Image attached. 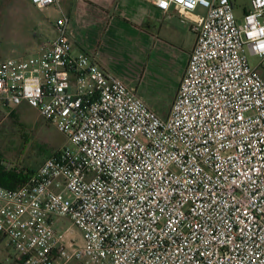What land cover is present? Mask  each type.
<instances>
[{
  "label": "built area",
  "instance_id": "1",
  "mask_svg": "<svg viewBox=\"0 0 264 264\" xmlns=\"http://www.w3.org/2000/svg\"><path fill=\"white\" fill-rule=\"evenodd\" d=\"M139 1L206 11L165 119L72 52L65 15L36 56L0 63V107L28 105L67 139L0 187L7 264H264V77L248 59L264 63V0L242 19L233 0Z\"/></svg>",
  "mask_w": 264,
  "mask_h": 264
},
{
  "label": "rangeland",
  "instance_id": "2",
  "mask_svg": "<svg viewBox=\"0 0 264 264\" xmlns=\"http://www.w3.org/2000/svg\"><path fill=\"white\" fill-rule=\"evenodd\" d=\"M235 15L242 19L250 9L251 0H233ZM201 14H205L200 9ZM56 6L37 9L29 0H0V63L6 59H22L36 56L37 46L54 35L53 26L58 20ZM180 37V38H179ZM173 48L167 46L158 51L160 61L148 68L146 75L140 73L137 65L130 64L128 57H123V71L129 72L130 85L139 87L148 98L169 101L178 89L181 77L186 69L189 53L194 44V34L183 29ZM252 68L264 77V63L255 56H248ZM138 64V63H136ZM134 80V82H132ZM16 108L0 107V152L6 158L5 165L10 168H29L36 171L46 161L39 155L38 144H48L54 153L67 144L66 137L50 122L46 121L37 110L22 105L19 109L21 126L13 124L11 112ZM56 227L69 230V219H56ZM72 235L80 240V232L75 229ZM13 254L8 250L6 256ZM6 256L2 262H6Z\"/></svg>",
  "mask_w": 264,
  "mask_h": 264
},
{
  "label": "crops",
  "instance_id": "3",
  "mask_svg": "<svg viewBox=\"0 0 264 264\" xmlns=\"http://www.w3.org/2000/svg\"><path fill=\"white\" fill-rule=\"evenodd\" d=\"M57 8L58 20L64 15L68 18V37L74 54H86L101 69L119 77L158 116L163 119L169 116L178 89L164 103L156 98H148L139 87L130 85L129 72L122 70V59L128 57L130 64L134 63V67L137 65L144 76L152 64L160 61L158 51L167 46L173 48L183 29L192 32L195 38L189 53L190 59L196 44L193 27L197 18L206 14L205 10V14L199 12L201 8L194 13L184 14L172 7L164 14L149 3L139 0H61ZM53 32V37L47 40L56 37L55 24ZM40 45L37 46L36 55ZM8 250L0 237V264H7L2 262V257L6 256Z\"/></svg>",
  "mask_w": 264,
  "mask_h": 264
},
{
  "label": "trees",
  "instance_id": "4",
  "mask_svg": "<svg viewBox=\"0 0 264 264\" xmlns=\"http://www.w3.org/2000/svg\"><path fill=\"white\" fill-rule=\"evenodd\" d=\"M21 107L16 108V110L11 112V119L13 120V124L17 125V127L21 126L19 109ZM39 155H41L44 159H49L53 157L56 153H54L55 149H50L49 145H44L43 143L38 144ZM6 158L4 154L0 152V187H4L6 189H17L21 185L27 182L30 176L35 172L29 168H10L5 165Z\"/></svg>",
  "mask_w": 264,
  "mask_h": 264
}]
</instances>
